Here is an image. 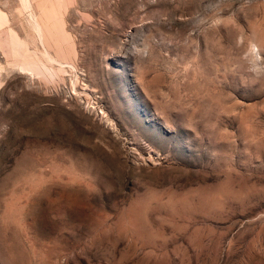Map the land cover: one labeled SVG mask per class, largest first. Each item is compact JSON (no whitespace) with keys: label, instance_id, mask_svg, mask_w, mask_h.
<instances>
[{"label":"rangeland","instance_id":"374dc122","mask_svg":"<svg viewBox=\"0 0 264 264\" xmlns=\"http://www.w3.org/2000/svg\"><path fill=\"white\" fill-rule=\"evenodd\" d=\"M0 38V264H264V0H0Z\"/></svg>","mask_w":264,"mask_h":264},{"label":"bare ground","instance_id":"6f19581e","mask_svg":"<svg viewBox=\"0 0 264 264\" xmlns=\"http://www.w3.org/2000/svg\"><path fill=\"white\" fill-rule=\"evenodd\" d=\"M28 4H30V3H28ZM32 13H33V11H32ZM30 22H31L32 34H33L34 39H37V41H39L40 43H42L43 47H45L51 63L52 64L53 63H56V64L60 65L59 67L64 66L65 63L63 61H60L58 59V57H55V56L51 55L52 53L50 54V52L47 50V48H46V42H45L46 41V38H47L46 31H45L43 25L41 24V22L39 21V19L36 18V16H34L33 14H31V20H30ZM6 35H5L6 36L5 38H3V39L0 38L2 40L5 53H7L9 56L10 55H13L15 57L19 56L20 55V51H19V47L17 46V41H16L15 35L13 33H8V34L6 33ZM60 35L62 37H64V38H67V35L65 33H62ZM3 36H4V34H3ZM33 65L34 64H31L29 62H26L25 63V67H23V69L28 70V71H35L36 68Z\"/></svg>","mask_w":264,"mask_h":264}]
</instances>
